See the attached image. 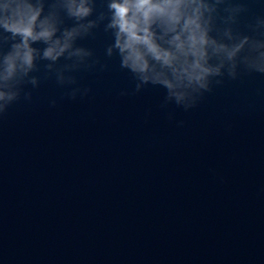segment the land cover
I'll return each mask as SVG.
<instances>
[{"label":"water","instance_id":"1","mask_svg":"<svg viewBox=\"0 0 264 264\" xmlns=\"http://www.w3.org/2000/svg\"><path fill=\"white\" fill-rule=\"evenodd\" d=\"M31 2L54 38L76 23L67 0ZM109 2L90 0L95 25L57 61L32 43L0 115V264H264V74L238 66L178 104L120 66ZM205 15L221 43L264 34V0ZM19 42L0 29V58Z\"/></svg>","mask_w":264,"mask_h":264},{"label":"clouds","instance_id":"2","mask_svg":"<svg viewBox=\"0 0 264 264\" xmlns=\"http://www.w3.org/2000/svg\"><path fill=\"white\" fill-rule=\"evenodd\" d=\"M221 2L110 0L111 19L107 27L115 29L113 47L119 51L120 66L145 84L151 81L165 86L169 98L174 97L178 104L187 99L195 101L194 93L203 96L211 91L213 82L222 83L219 78L225 75L236 79L238 66L249 74H264V34L245 35L232 44L210 36L212 17L205 14L216 11ZM65 7L66 16L76 23L64 29L61 39L54 38L60 30L54 14L41 19L43 4L5 0L0 5V29L20 38L0 58V115L20 98L19 84L35 68L38 50L32 43L43 42L46 47L42 59L54 62L72 47L76 37L95 25L91 20L86 25L81 23L94 11L90 0H67ZM165 36H170L164 41L167 46L158 42ZM108 51L111 55L112 49ZM150 61L159 64L160 70ZM36 82L33 77L31 83ZM136 90H140L139 84ZM26 98H30V93Z\"/></svg>","mask_w":264,"mask_h":264}]
</instances>
